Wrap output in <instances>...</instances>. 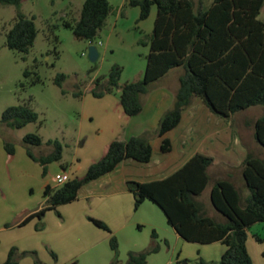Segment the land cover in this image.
<instances>
[{
  "label": "trees",
  "instance_id": "1",
  "mask_svg": "<svg viewBox=\"0 0 264 264\" xmlns=\"http://www.w3.org/2000/svg\"><path fill=\"white\" fill-rule=\"evenodd\" d=\"M22 1L0 0V4L19 9L6 33L7 46L28 53L35 44L38 28L35 17L21 11ZM130 5L140 8L138 21L147 19L152 7H157L153 32L140 40L149 46L144 75L141 79L120 84L123 69L114 65L108 75L94 80L92 93L102 97L119 88L122 108L127 115L134 116L143 110V97L149 93L152 84L172 69L182 68L173 104L163 114L156 130L158 136L164 137L163 152L173 148L166 133L180 123L183 111L196 97L227 120L251 107H264V18H260L264 0H213L210 5H206L205 0H130ZM112 11L110 0H84L79 17L66 20L64 25L72 28L76 38L96 43ZM30 73L25 71L26 76ZM66 78L65 73H60L56 83L62 87ZM39 80L37 76L32 83ZM82 94L81 89L74 93L75 96ZM38 119V113L27 103L9 106L2 115L3 122L15 128ZM247 123L252 126L255 141L264 147V113ZM24 142L28 155L43 165L44 173L48 163L63 158V145L59 140L47 141L53 150L45 156H36L31 150L32 146L44 143L38 133H28ZM5 147L10 155L15 154L13 143L7 142ZM152 157L149 134L127 140L114 139L82 177L46 186V206L32 213L23 223L44 215L48 209L73 202L84 184L112 171L123 160L148 163ZM213 163V156L197 153L163 179L129 181L135 208L151 200L160 206L168 223L187 241L223 243L226 249L218 264H255L247 248V239L248 228L264 222V157L251 149L248 151L242 164V186L231 178L213 179L209 172ZM209 186L210 202L218 216L210 215L199 199ZM92 220L110 231L102 220ZM156 237L157 233L153 231L154 242ZM110 244L115 252L112 264H120L116 235L112 234ZM158 250V245H152L142 251H130L124 264H146L149 255ZM17 257L16 248H12L7 260L0 264H19ZM195 264L210 263L199 257Z\"/></svg>",
  "mask_w": 264,
  "mask_h": 264
},
{
  "label": "rangeland",
  "instance_id": "2",
  "mask_svg": "<svg viewBox=\"0 0 264 264\" xmlns=\"http://www.w3.org/2000/svg\"><path fill=\"white\" fill-rule=\"evenodd\" d=\"M119 1L110 0L115 7ZM212 1L205 0V3L210 5ZM83 3L84 0H23L21 11L29 17H35L38 28L35 44L28 53L7 46L6 33L19 9L14 5L0 4V260L4 262L12 248L17 250L19 264L60 262V246L55 244L54 239H50V234L56 228L51 221L47 225V221L51 215L60 217L57 210L59 206L71 203L48 209L46 212L51 213L48 220L45 212L26 223L23 221L31 214L17 216L15 210L19 204L27 201L30 204L38 203L42 206L40 209L46 206L43 185H57L54 181L56 173H71L73 163L76 167L72 175L82 174L80 166L86 165L88 156H92L98 142L96 126L102 124L99 118L94 124L87 123V127L90 125L92 129L91 137L85 146H79L77 142L84 105L85 110L96 113L112 110L109 101L104 102L93 95L94 80L108 75L114 65L123 69L120 84L141 79L144 75L149 47L140 40L152 33L156 6H153L150 16L143 21H138L139 8L128 6L116 26V14L111 13L94 43L100 52L98 60L94 62L89 57L91 43L76 38L72 28L64 25L66 20L79 17ZM260 18H264V7ZM26 70L31 72L28 76L25 75ZM60 73L67 75L62 87L56 83ZM37 76L40 80L32 83ZM176 83L171 82L169 85L176 88ZM79 89L83 94L75 96L74 93ZM106 95L120 97V89ZM22 103L29 104L38 113V121L21 128L3 122L5 109ZM263 113L264 107L255 106L237 113L231 119L234 131L240 135L239 145L246 143L249 150L262 157L264 147L252 137V126L247 125L246 121H253ZM220 122L221 117L209 115L204 125L209 131L220 125ZM28 133H38L43 138V145L31 147L36 156L52 152L53 146L47 144L50 139L59 140L63 145V158L48 163L46 173L43 165L28 155V147L24 142ZM7 142L15 146L14 155L8 153L5 147ZM233 144L229 147L235 149L236 145ZM79 157L83 158L82 162L78 161ZM64 165L67 166L66 170ZM210 172L214 177L222 178L231 173L236 183L242 186V164L234 167L212 166ZM206 194H209V189ZM204 205L209 213H214L210 201ZM209 246L206 248L210 254L206 259L210 264H218L221 257L216 254L215 245ZM247 248L255 264H264V222L254 223L248 228ZM191 264H195V260Z\"/></svg>",
  "mask_w": 264,
  "mask_h": 264
},
{
  "label": "crops",
  "instance_id": "3",
  "mask_svg": "<svg viewBox=\"0 0 264 264\" xmlns=\"http://www.w3.org/2000/svg\"><path fill=\"white\" fill-rule=\"evenodd\" d=\"M112 6V13L116 14L114 22L116 26L119 19L125 15L128 6L132 5H130V0H121L116 7L113 4ZM182 73V68H174L163 78L154 82L149 93L143 97V110L134 116L125 113L118 96L96 97L104 102L109 101L112 104V110L96 113L85 110L86 105H84L77 142L79 146H85L91 137L92 129L89 128L90 125L87 127V123L94 124L99 118L103 125L96 126L98 142L92 156H88L86 165L80 166L82 174L72 175L76 167L73 163L70 167L71 173L65 172L64 174L67 180L82 177L88 167L102 157L114 139L127 140L132 136L149 134L153 146V157L148 163L134 159L123 160L112 171L84 184L78 192L77 199L71 204L64 207L59 206L57 210L60 217L46 212V220L51 215L47 225L51 221L57 231L50 234V239H54L55 244L60 246L61 260L58 264L71 262L112 264L115 257L110 244L112 234L116 235L119 241L118 260L120 264L127 261L130 251H142L152 245H158L159 250L149 255L146 264H176L178 261L180 264H191L192 260L199 257L206 259V256L210 254L206 247L211 244L215 245L216 254L222 256L226 249L223 243L201 244L187 241L168 223L166 214L155 202L146 200L136 209L134 195L129 189V181L147 182L163 179L173 174L197 153L213 156L212 166L221 167L240 166L248 154V145L246 143L243 146L239 145L240 135L234 131L232 120L221 117L220 125L207 130L204 125L207 117L209 115L218 116L200 97H196L193 103L183 111L180 123L166 133L165 137L172 142V150L162 151L164 137L158 136L156 130L163 114L173 104ZM171 82L172 84L177 82L176 88L170 86ZM91 102L94 101L91 100ZM252 137L254 138L253 129ZM232 143H235L233 144L236 145L235 149L229 147ZM238 158L240 160L237 162ZM82 160V157L78 158L79 162ZM64 169H67L66 165ZM59 173L57 172L56 175ZM211 176L213 179L222 178L214 177L212 174ZM225 178H231L236 183L231 173H227ZM47 185L56 186L45 183L43 190ZM207 189H209V194H206ZM207 189L199 198L203 203L210 201V188ZM37 205L30 204V201L19 204L15 210L16 214L17 216L25 213L32 214L42 207ZM211 208L214 213H209L206 208L207 212L218 216L212 205ZM93 218L105 222L110 231L100 230L101 228L93 222ZM153 231L157 233L155 242L152 238ZM0 262L4 261L0 260Z\"/></svg>",
  "mask_w": 264,
  "mask_h": 264
},
{
  "label": "water",
  "instance_id": "4",
  "mask_svg": "<svg viewBox=\"0 0 264 264\" xmlns=\"http://www.w3.org/2000/svg\"><path fill=\"white\" fill-rule=\"evenodd\" d=\"M100 56L99 49L96 44H91L89 47V57L92 61H97Z\"/></svg>",
  "mask_w": 264,
  "mask_h": 264
},
{
  "label": "built area",
  "instance_id": "5",
  "mask_svg": "<svg viewBox=\"0 0 264 264\" xmlns=\"http://www.w3.org/2000/svg\"><path fill=\"white\" fill-rule=\"evenodd\" d=\"M91 44H94V43H91ZM55 181L58 183V184H62L64 183L65 181H67V178L66 176L63 174V173H59L55 176Z\"/></svg>",
  "mask_w": 264,
  "mask_h": 264
}]
</instances>
